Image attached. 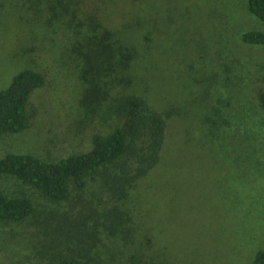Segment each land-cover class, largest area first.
I'll return each instance as SVG.
<instances>
[{"label": "rangeland", "instance_id": "obj_1", "mask_svg": "<svg viewBox=\"0 0 264 264\" xmlns=\"http://www.w3.org/2000/svg\"><path fill=\"white\" fill-rule=\"evenodd\" d=\"M89 2L111 29L132 25L135 91L166 116L160 160L123 191L88 178L81 189L70 184L59 203L0 175V190L33 205L25 235L0 231V264H54L69 250L50 246L51 235L40 230L58 222L81 230L93 264H251L264 249V107L257 99L264 45L247 44L242 34L264 30V22L247 0ZM23 7L0 0V90L24 68L44 83L29 96L32 124L0 139V157L54 161L88 151L102 126L81 104L72 34L31 22Z\"/></svg>", "mask_w": 264, "mask_h": 264}, {"label": "trees", "instance_id": "obj_2", "mask_svg": "<svg viewBox=\"0 0 264 264\" xmlns=\"http://www.w3.org/2000/svg\"><path fill=\"white\" fill-rule=\"evenodd\" d=\"M89 1L92 0H21L26 7L24 12L32 13L31 22L37 20L46 29L53 28L66 36L72 34L69 48L78 58L83 83L81 104L91 112L87 117L99 118L102 126L93 134L92 147L85 152L66 154L54 161L30 153H7L0 157V175H12L55 203L68 199L70 184L81 189L88 178L100 177L123 191L157 165L166 136L164 112L135 91L133 70L138 51L128 40L132 25L124 23L117 30L111 29L99 19L97 7L91 9ZM247 2L250 12L264 22V0ZM242 40L264 45V30L246 31ZM43 83L41 73L24 68L0 90V139L32 124L37 109L29 96ZM257 99L264 107V89L257 93ZM32 213L29 198L9 196L0 190V219L6 220L4 225L17 224V228L23 229V222ZM75 228L74 224L58 222L40 230L51 235L50 246L64 244L69 250L58 254L54 264H93L89 249L83 245L86 242L81 238V230ZM9 234L23 236L25 231L5 232ZM251 264H264V249L255 253Z\"/></svg>", "mask_w": 264, "mask_h": 264}, {"label": "crops", "instance_id": "obj_3", "mask_svg": "<svg viewBox=\"0 0 264 264\" xmlns=\"http://www.w3.org/2000/svg\"><path fill=\"white\" fill-rule=\"evenodd\" d=\"M5 222H6V220L0 219V225H4V224H6ZM4 226H6V225H4ZM7 226H8V225H7ZM0 228H1V227H0ZM11 230H16L17 232H20L21 229H19V228H17V227H16V228L6 227L4 230L0 229V231H1L3 234H5V232H3V231L10 232Z\"/></svg>", "mask_w": 264, "mask_h": 264}]
</instances>
